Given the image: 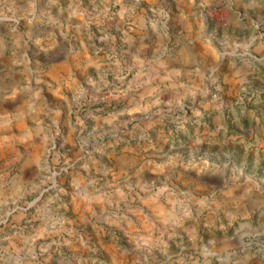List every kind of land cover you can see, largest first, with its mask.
Returning a JSON list of instances; mask_svg holds the SVG:
<instances>
[{
  "label": "rangeland",
  "instance_id": "rangeland-1",
  "mask_svg": "<svg viewBox=\"0 0 264 264\" xmlns=\"http://www.w3.org/2000/svg\"><path fill=\"white\" fill-rule=\"evenodd\" d=\"M171 11L219 40L167 98L126 35L138 17L163 34ZM262 41L264 0H0V264L264 259Z\"/></svg>",
  "mask_w": 264,
  "mask_h": 264
},
{
  "label": "crops",
  "instance_id": "crops-1",
  "mask_svg": "<svg viewBox=\"0 0 264 264\" xmlns=\"http://www.w3.org/2000/svg\"><path fill=\"white\" fill-rule=\"evenodd\" d=\"M238 5V4H237ZM191 8H193L191 6ZM240 8V6H239ZM171 15L168 16L166 24H165V32L161 34L159 31H157L156 28H153L145 19L142 18H135L132 20V24L129 27V31L126 35L127 43L131 47V51L134 52L137 50L139 52L140 47H144L143 45H146L149 49V52L151 54V59L149 63L147 64V67H141L139 71H143L142 74H145L146 81H145V87H154L156 84L155 77L152 79L150 78L148 71L153 69V74L155 76H158V80L163 82V85L167 86V89L164 90V95H166L167 98H170L173 96L175 91L178 90L175 86H182L185 84V81L187 83H195L194 79L198 77L199 72L197 69H194V66H186L187 64L184 61L185 54L190 53L192 55H195L196 53V45L200 44V39L203 36H209L210 39H215L218 41V30L217 27L213 28V25H210L207 27H202L200 32L196 33V28L198 27V23L196 21V18L194 16H180L179 14H174V11H171ZM134 18V16H133ZM241 26V25H240ZM241 32L244 36L245 27H240ZM164 36V38H163ZM242 37H236L237 40H235V44H238V41ZM264 44V41H262ZM264 46V45H263ZM250 48V45H249ZM264 48V47H263ZM135 56V55H133ZM149 69L147 72L146 70ZM189 68V69H187ZM232 73V72H231ZM233 74V73H232ZM237 75V73H236ZM234 76V74H233ZM262 76L264 78V65L262 69ZM238 77V75H237ZM236 77V79H237ZM183 82V83H181ZM236 82L233 84L236 86ZM168 87L170 89H168ZM145 88L141 87V90ZM141 96L142 93H141ZM140 107L142 108L143 105L142 100L139 102ZM264 149V148H263ZM125 157H122L120 160V166L123 168L122 170L124 172H128L129 170H132L133 167L136 165L130 167V163H132L131 159L134 158L133 161H135L136 156L128 155V154H122ZM127 158V159H125ZM131 158V159H130ZM145 164H137L141 165V167H151L150 159L145 160ZM139 162V161H138ZM135 163V162H133ZM138 166V167H139ZM185 174L189 175L194 182L201 183V176L200 173H193L192 170L186 169L184 170ZM219 184V186L217 185ZM228 181H225L223 183L213 181H209L207 183L208 186H211L215 190L218 189H230L228 186ZM264 184V183H263ZM200 186H202L200 184ZM254 196V191L248 190L246 193H239L238 189H230L226 193L224 192V199L225 201H228L230 205L239 207L241 205L247 206L251 201H253L252 197ZM257 212L262 213L264 217V204H258L257 206ZM213 262V260L211 261ZM245 264H264V259H260L257 262H251L246 261Z\"/></svg>",
  "mask_w": 264,
  "mask_h": 264
}]
</instances>
